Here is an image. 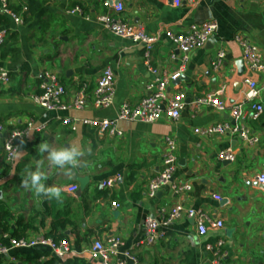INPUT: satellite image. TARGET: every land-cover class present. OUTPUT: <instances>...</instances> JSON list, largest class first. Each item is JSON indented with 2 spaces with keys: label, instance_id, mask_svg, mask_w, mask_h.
<instances>
[{
  "label": "crops",
  "instance_id": "1",
  "mask_svg": "<svg viewBox=\"0 0 264 264\" xmlns=\"http://www.w3.org/2000/svg\"><path fill=\"white\" fill-rule=\"evenodd\" d=\"M105 1L10 0L11 9L22 17L23 24L17 26L7 17V37L0 47V68L10 77L7 85H0V125L4 129L0 132V205L12 215L11 230L3 234L0 230V241L6 242V236L13 238L17 221L23 218L24 224L31 226L23 239L54 240L53 236L64 235L72 247L63 259L46 248L34 249L47 255L23 264L51 260L61 264L74 259L102 264L91 259L89 250L95 240L105 243L110 238L120 241V253H129L135 259H128L127 264H214L206 245H215L218 240L224 242V257L218 264H264V186L258 180L264 175V115L257 120L251 118L252 105H264V89L260 76L247 72L237 40L247 39L264 60V0H199L192 6L185 0L180 6L174 0H109L123 4L118 15L104 7ZM74 8L81 14L67 13ZM108 12L159 38L150 54V68L142 44L120 39L95 22L98 15ZM208 21H215L218 30L202 49L188 54L184 73L166 91V101L176 92L185 96V108L178 120L164 116L152 124L120 122V137L81 124L72 131L63 124L65 118L114 119L122 104L136 107L150 94L151 84L175 72L182 63L181 52L165 33L185 35L190 26ZM219 51L225 56L215 70L213 63ZM107 67L115 78L114 100L110 107L98 110L93 106V91ZM47 71L57 74L66 88L67 103H71L76 90L85 88V106L53 112L36 105L32 97L41 92ZM246 78L260 87L257 100H247ZM209 95L224 103L226 109L196 104ZM233 106H241L242 118L231 116ZM29 122L45 129L26 130L18 140L14 161L8 163L3 153L6 135L14 129L25 130ZM218 125L243 129L258 142L249 145L239 133L203 134ZM166 138L176 145L173 181L188 183L190 190L175 194L166 186L151 197L149 186L162 170ZM43 141L54 147L76 142L85 149L73 175L49 166L46 156L37 150ZM226 149L234 152L233 163L218 159V153ZM39 160L44 161L48 176L45 183L64 188L61 201L37 197L22 187L21 180L27 171L35 170ZM113 178L112 188L103 186ZM84 179L87 181L82 184ZM68 186H76L77 191L68 193ZM176 205L206 214L211 223L222 221L224 227L215 229L208 223L206 235L199 236L196 219L183 213L159 229L163 238L144 243L146 219L163 223ZM34 250L12 252L15 263L9 256L0 260L3 264H22L16 255Z\"/></svg>",
  "mask_w": 264,
  "mask_h": 264
},
{
  "label": "built area",
  "instance_id": "2",
  "mask_svg": "<svg viewBox=\"0 0 264 264\" xmlns=\"http://www.w3.org/2000/svg\"><path fill=\"white\" fill-rule=\"evenodd\" d=\"M184 0H174L176 6H180ZM199 0H185L191 6L195 5ZM104 7L112 10L116 15L120 14L124 7L120 2L105 1ZM24 11L26 8L23 9ZM70 15L81 14L79 8H74L67 12ZM0 14L10 18L12 22L19 26L23 24L22 17L13 12L10 7V0H0ZM116 17V18H115ZM112 16L109 12L98 15L95 18V22L100 25L104 30L110 32L114 36L124 39L132 40L135 43L142 44L144 46V59L146 65L149 67L150 54L154 48V45L158 42L157 36H151L144 32L141 27L133 26L128 23H124L117 16ZM218 30V24L215 21H208L198 25L190 26L188 32L185 35H178L171 31H167L165 36L172 41L178 50L182 54V63L179 68L171 73L164 74L161 78H158L155 83L151 84L148 89L150 94L142 99L136 107H131L129 104L124 103L121 105L117 116L114 119H83V120H71L65 118L62 122L65 126H69L72 131L77 130L78 124L97 129L102 134H108L109 136H122V132L118 128L120 122H142L146 124H152L161 120L164 116L171 121H176L180 118L182 111L185 108V96L181 92H176L171 99L166 101V91L170 83L176 82L180 79L186 69L188 54L197 49H202L210 40V38ZM7 37V30L3 24H0V47L4 45ZM238 43L242 48V60L246 66V70L249 74H256L261 78V86L264 89V60L262 59L259 49L252 45L247 39L238 38ZM224 52L219 51L216 55V59L213 63L214 69L217 70L222 64L224 59ZM152 73H155L149 69ZM43 83L41 85V92L34 97L32 101L47 111H61L65 112L71 109H82L88 96L85 88L76 90L73 93V100L71 103H67L65 98L67 97L66 88L60 83L57 74L52 71H47L43 75ZM10 82L9 72L0 68V85H7ZM245 83L248 87L246 98L248 101L257 100L261 94V89L258 87L256 81L249 78L245 79ZM115 95V78L111 68L107 67L97 79L96 87L93 91V106L95 109L101 110L110 107L113 104ZM210 104L215 106L218 110L223 111L226 106L221 101H217L214 95L207 96L204 100L196 102V104ZM163 107V108H162ZM231 116L235 119L242 118L243 112L241 106H233L230 110ZM264 115V105L260 103H254L252 105L251 118L257 120L260 116ZM44 126H35L32 122L27 123L25 130L14 129L11 130L5 137L3 142V153L8 163L14 161L18 151V140L21 139L26 130H34L41 132L44 130ZM3 126L0 125V132L3 131ZM226 133H239L247 144L252 145L258 142L257 138H250L248 132L243 129L230 128L227 125H218L210 127L203 131L206 136L224 135ZM166 153L162 161V170L158 177L151 182L149 186V195L154 197L163 187L170 186L175 194H183L190 190L188 183H174V176L177 170V160L174 155L176 149L175 142L170 139H165ZM218 159L220 161H226L233 163L235 161V154L231 149H226L218 153ZM260 184L264 186V175L258 177ZM115 179H109L103 183L106 188H112L114 186ZM66 191L70 194H74L77 191L76 186H68ZM216 200H220L219 197H215ZM112 206L116 207L117 204L113 203ZM185 213L187 217L196 219L197 232L199 236H205L207 233L206 225L210 223L215 229H223L224 225L222 221L211 223L208 216L200 211H194L191 209H184L181 205H176L170 211L169 217L163 223L158 222L155 219L148 218L144 227V243L151 244L160 237L159 229L163 226H169L175 220H177L181 214ZM6 242L0 241V257L9 256L12 252L17 250H34L40 248H46L57 258L63 259L71 253L72 247L67 240L55 242L50 238H37V239H16L6 236ZM224 242L218 240L215 245H206V250L212 253L215 258L214 264H218L224 257L221 254ZM121 243L116 238H110L107 242L95 240L89 250L91 259L101 262L102 264H127L126 261L135 259L129 253H120ZM11 263H15L16 260L13 256L10 257Z\"/></svg>",
  "mask_w": 264,
  "mask_h": 264
},
{
  "label": "clouds",
  "instance_id": "3",
  "mask_svg": "<svg viewBox=\"0 0 264 264\" xmlns=\"http://www.w3.org/2000/svg\"><path fill=\"white\" fill-rule=\"evenodd\" d=\"M38 153L46 156L49 166L63 169L66 175H73V170L80 166V158L85 155V149L78 143L73 142L68 146L54 147L43 141L37 146ZM48 179L44 170V161L36 163L35 170L27 171L26 176L21 180L22 187L34 192L37 197L49 200H62L64 188L61 186H48L45 181ZM2 199V197H0Z\"/></svg>",
  "mask_w": 264,
  "mask_h": 264
},
{
  "label": "trees",
  "instance_id": "4",
  "mask_svg": "<svg viewBox=\"0 0 264 264\" xmlns=\"http://www.w3.org/2000/svg\"><path fill=\"white\" fill-rule=\"evenodd\" d=\"M8 22V19L6 16L0 14V24H6ZM11 213L10 211H8L7 209L3 208L0 205V230L3 233H7L10 232L11 230V225L9 224V220L11 218ZM31 227V226H30ZM29 225L24 224V219L23 218H19L17 221V226L15 227V229L13 230V238L16 239H21L25 236V232L30 228ZM1 234V235H2ZM55 242H60L66 239V236L62 235V236H53ZM1 239V236H0ZM47 255L46 253H43L40 250H34L31 253H21V254H17L16 258L18 259V262L20 263H24L26 262H37L40 260L41 257ZM0 264H3L2 260H0ZM19 264V263H18ZM46 264H58L57 261L55 260H51L49 262H47ZM61 264H85V262H82V260H78V259H74V260H67Z\"/></svg>",
  "mask_w": 264,
  "mask_h": 264
},
{
  "label": "water",
  "instance_id": "5",
  "mask_svg": "<svg viewBox=\"0 0 264 264\" xmlns=\"http://www.w3.org/2000/svg\"><path fill=\"white\" fill-rule=\"evenodd\" d=\"M239 66H241V64H239ZM241 73H242V68H241ZM87 180L84 179V181H82V184H84ZM0 234H1V231H0Z\"/></svg>",
  "mask_w": 264,
  "mask_h": 264
}]
</instances>
